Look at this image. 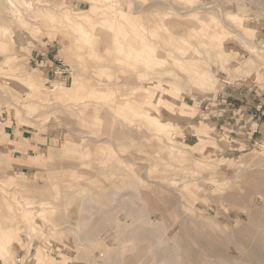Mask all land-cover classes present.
<instances>
[{"label":"rangeland","instance_id":"374dc122","mask_svg":"<svg viewBox=\"0 0 264 264\" xmlns=\"http://www.w3.org/2000/svg\"><path fill=\"white\" fill-rule=\"evenodd\" d=\"M26 1L0 0V263L254 264L264 139L214 123L264 81V0Z\"/></svg>","mask_w":264,"mask_h":264},{"label":"bare ground","instance_id":"6f19581e","mask_svg":"<svg viewBox=\"0 0 264 264\" xmlns=\"http://www.w3.org/2000/svg\"><path fill=\"white\" fill-rule=\"evenodd\" d=\"M2 1V0H1ZM29 1V0H28ZM1 3V2H0ZM4 3H6V2H4ZM9 3V4H8ZM8 5H10V6H8V7H12V8H16V11L19 13V11H21V9H19L18 7H17V4L19 5L20 4V6L21 5H24L26 8H27V10H31L30 9V5H31V3L29 4V2H27L26 0H8ZM255 3V2H254ZM3 6V5H2ZM259 6V5H258ZM4 7H6V6H4ZM2 8V7H1ZM9 9V8H8ZM3 10H5V8L3 9ZM29 12V11H28ZM257 12H263L264 13V7H263V10L261 9L260 11L258 10ZM10 13V12H9ZM25 13H26V11H25ZM262 13V14H263ZM23 14V13H22ZM27 15H28V13H27ZM28 19H30V18H28ZM238 32V31H237ZM249 38H247V40H248ZM249 40H251V39H249ZM248 40V41H249ZM133 42H135L134 44H133ZM139 42L142 44V45H144V42H143V39L142 38H140V39H135V40H131V41H129V46H131V49H137V45L139 44ZM253 43V42H252ZM120 49H121V47H119ZM150 49H149V51H151L152 49H151V45H150V47H149ZM263 48H264V46H263ZM125 52H127V51H125ZM91 100V99H90ZM120 101V100H119ZM118 101V102H119ZM123 101V100H122ZM81 108V107H80ZM68 109V108H67ZM94 109V108H93ZM96 109H98V108H96ZM95 109V110H96ZM94 110V111H95ZM96 113L98 114V112H97V110H96ZM95 113V114H96ZM102 114V113H101ZM110 116V115H109ZM97 117V116H96ZM111 117V116H110ZM52 119V118H51ZM97 119H98V117H97ZM101 118H99V120H100ZM111 119H112V117H111ZM84 120V119H83ZM93 120V123H94V119H92ZM102 120V119H101ZM100 120V121H101ZM85 121V120H84ZM83 121V122H84ZM100 121H99V123H100ZM85 122H88V121H85ZM84 122V123H85ZM97 122H98V120H97ZM88 123H90V122H88ZM101 123H102V121H101ZM100 123V124H101ZM86 124V123H85ZM92 124V123H91ZM96 126L98 125V124H96V123H94ZM83 125V124H82ZM95 125H93V126H95ZM101 125H103V123L101 124ZM118 125V124H117ZM115 126V125H114ZM119 126V125H118ZM78 127H80V126H78ZM110 127V126H109ZM66 128V127H65ZM80 128H82V127H80ZM87 129H88V131H89V128H88V126L86 127ZM92 129H91V131H90V133L92 132V131H94L93 130V127H91ZM97 129H98V126L96 127ZM102 128V127H101ZM86 129V130H87ZM100 129V128H99ZM121 130V129H120ZM98 132H100V130L98 131ZM95 134V133H94ZM97 134L99 135V133H96V136H97ZM101 135H102V133H100ZM113 134H115L114 132H113ZM104 135V134H103ZM107 135H110V134H107ZM122 135V134H121ZM84 136H85V134H84ZM87 136H89L90 137V135H88V133H87ZM91 136H93V134L91 135ZM95 136V135H94ZM95 136V137H96ZM77 137V136H76ZM100 138V137H99ZM104 138H106V136L104 137ZM108 138V137H107ZM113 138V137H112ZM110 139V138H109ZM96 140V139H95ZM101 140V139H100ZM99 140V141H100ZM103 141H104V139H102ZM115 140V139H114ZM114 140H113V142H114ZM77 141V140H76ZM94 141V140H93ZM116 141V140H115ZM121 141V140H120ZM120 141H116V143L117 142H119L120 143ZM78 142V141H77ZM80 142V141H79ZM98 142V141H97ZM105 142H106V139H105ZM109 142H111V140L109 141ZM76 143V142H75ZM83 143H84V141H83ZM94 143V142H93ZM100 142H98V144H99ZM102 143V142H101ZM116 143H113V145L115 144L116 145ZM118 143V144H119ZM89 144V143H88ZM92 144V143H91ZM97 144V145H98ZM103 144V143H102ZM106 144H108L107 142H106ZM122 144V143H121ZM87 145V144H86ZM90 145V144H89ZM104 145V144H103ZM124 144H122V146H123ZM99 147H100V145H98ZM97 146V147H98ZM105 146V145H104ZM104 146H102L103 148H101V149H104ZM121 147V146H120ZM107 148V147H106ZM87 150H89L88 149V147H87ZM94 150V149H93ZM86 151V150H85ZM120 151V150H119ZM101 152V151H100ZM88 155H86L85 154V156H89V157H92L89 153H88V151L86 152ZM95 153H98V150L95 152ZM99 154V153H98ZM140 155V154H139ZM142 155V154H141ZM145 156V155H144ZM99 157V156H98ZM107 158V161H108V157H106ZM87 162V161H86ZM139 163V162H138ZM79 164H81V163H79ZM83 165V164H82ZM87 165V164H86ZM85 166V165H84ZM68 167V166H67ZM80 167V166H79ZM87 167V166H86ZM69 168V167H68ZM73 168H74V166H73ZM72 169V168H71ZM70 169V170H71ZM75 169V168H74ZM1 170V169H0ZM3 170V169H2ZM68 170V169H67ZM77 170H79V168L77 169ZM77 170H74V171H77ZM71 171H73V169L71 170ZM135 171V170H134ZM83 172V171H82ZM87 172V171H86ZM80 173V172H79ZM99 173V172H98ZM82 174V173H81ZM87 174V173H86ZM89 174L90 175H92V173H90L89 172ZM101 174V173H100ZM117 174V173H116ZM98 175V174H97ZM102 176V175H101ZM94 177V176H93ZM104 178V177H103ZM119 178V177H118ZM96 179H97V181H98V178H97V176H96ZM105 179V178H104ZM73 180V179H72ZM106 180H108V179H106ZM116 180H117V178H116ZM99 182V181H98ZM108 182H109V180H108ZM102 183V182H101ZM1 184V183H0ZM95 184V183H94ZM103 184H105V182L103 183ZM228 185V184H227ZM29 187V186H28ZM87 187V186H86ZM94 188H96L95 186H93ZM90 188V187H89ZM85 189V188H84ZM97 189V188H96ZM71 190V189H70ZM73 193V192H72ZM174 193H176V192H174ZM110 195V194H109ZM179 194H177V196H178ZM175 196H176V194H175ZM71 197V196H70ZM104 197H105V195H104ZM110 197H112V195L110 196ZM131 196H127L126 198L125 197H122L121 199L122 200H120L119 201V206L121 207V205L122 206H124V207H126V206H128V205H132V206H130V213H132V212H135V211H137L140 207H137L136 209L137 210H135V209H133V203L135 202V201H133L132 199L133 198H130ZM179 197V196H178ZM71 198H73V197H71ZM90 198V197H89ZM88 197H83L82 198V205L84 206V205H86L87 203H91V202H89V200L91 199H89ZM92 198H93V196H92ZM106 198V197H105ZM105 198H104V200H105ZM114 198V197H113ZM115 198H118V197H115ZM124 198V199H123ZM177 198V197H176ZM71 200V199H70ZM115 200V199H114ZM180 200V199H179ZM94 201V200H93ZM92 201V202H93ZM101 201V200H100ZM108 202V201H107ZM111 202V201H110ZM118 202V201H117ZM142 202V201H141ZM183 204H185V203H183ZM182 204V205H183ZM187 205V204H186ZM0 206H1V204H0ZM90 206V205H89ZM118 206V205H117ZM188 206V205H187ZM253 206V205H252ZM87 207V206H86ZM119 207V208H120ZM184 207H186V206H184ZM192 207V206H191ZM257 207V206H256ZM90 208V207H89ZM93 208V207H92ZM143 209H144V207H142ZM202 208V207H201ZM182 209H183V212H184V208L182 207ZM186 209V208H185ZM252 209H254V208H252ZM97 211V210H96ZM116 211V210H115ZM188 211V210H187ZM83 212V211H82ZM98 212V211H97ZM114 212V211H113ZM119 212V211H118ZM138 212H139V210H138ZM120 213V212H119ZM137 213V212H136ZM143 213V212H142ZM1 214V213H0ZM4 214V213H3ZM121 214V213H120ZM187 214V213H186ZM2 215V214H1ZM140 215V214H139ZM177 215V214H176ZM253 215V214H252ZM11 216V215H10ZM105 216V215H104ZM254 216V215H253ZM114 217V216H113ZM129 217V216H128ZM252 217V216H251ZM250 217V218H251ZM3 218V217H2ZM1 218V219H2ZM126 218V217H125ZM205 218V217H204ZM253 218H255V217H253ZM264 218V217H263ZM103 219V218H102ZM146 219V218H145ZM187 219V218H186ZM89 220V219H88ZM99 220H101V219H99ZM127 220V219H126ZM229 220V219H228ZM257 220H258V218H257ZM263 220L264 219H262V223H263ZM236 221V220H235ZM260 221H261V219H260ZM3 222V221H2ZM111 222H113V221H111ZM1 223V222H0ZM62 223H63V221H62ZM99 223V222H98ZM97 223V224H98ZM96 224V223H95ZM182 224V223H181ZM101 225V224H100ZM254 225V224H253ZM69 226V225H68ZM184 226V225H183ZM70 227V226H69ZM179 227V226H178ZM181 227V226H180ZM92 228V227H91ZM96 228V227H95ZM98 228V227H97ZM245 228V227H244ZM243 228V229H244ZM246 228H248V227H246ZM64 229V228H63ZM106 229V228H105ZM181 229V228H180ZM260 229V228H259ZM91 230V229H90ZM89 230V231H90ZM92 230H93V228H92ZM107 230H109V229H107ZM106 230V231H107ZM245 230V229H244ZM248 230V229H247ZM249 231H251V230H248V232ZM93 232V231H92ZM133 232V231H132ZM132 232H131V235H132ZM252 232V231H251ZM79 233V232H78ZM112 233H114V232H112ZM134 233H135V235L136 234H138L139 233V236L141 237V236H144L145 235V237H149V238H152L153 236H154V234H153V232H143V231H137V230H134ZM185 233V232H184ZM89 234V233H88ZM243 234V233H242ZM253 234V233H252ZM252 234H248V235H252ZM79 235H81V234H79ZM78 235V236H79ZM92 235V234H91ZM181 235V234H180ZM105 236V235H104ZM121 236V235H120ZM94 237V236H93ZM125 237V236H124ZM157 237V236H156ZM245 237H248V236H245ZM254 237V236H253ZM251 238L250 236H249V239L251 238V239H253L254 240V238ZM82 238V237H81ZM122 238V237H121ZM126 238V237H125ZM203 238V237H202ZM148 239V238H147ZM230 239V238H229ZM0 240H2V241H5V240H7V236L6 235H4V233H3V230H1L0 231ZM130 240V239H129ZM162 240V239H161ZM160 240V241H161ZM192 240V239H191ZM226 240V239H225ZM227 240H228V238H227ZM195 241V240H194ZM249 241V240H248ZM251 241V240H250ZM142 242V241H141ZM90 243V242H89ZM158 243H159V241H158ZM157 245H159V244H157ZM164 245V244H163ZM200 245V244H199ZM208 245H209V243H208ZM7 247H8V245L6 244V245H4V242L2 243V244H0V254L1 255H3V253L5 252V251H7ZM187 247V246H186ZM207 247V246H206ZM188 248V247H187ZM158 249V248H157ZM209 249V248H208ZM225 249V248H224ZM188 250L189 249H187V252H188ZM166 250H164V251H162L160 254H159V256H160V260H161V262H165L166 261V263L168 262V264H175L174 263V261L173 260H171L170 259V254L169 255H167L168 253H166L165 252ZM211 251H212V249H211ZM95 252V251H94ZM190 252V251H189ZM188 252V253H189ZM199 252H201V251H199ZM214 252V251H213ZM225 252L226 251H224L223 252V250H222V252H220V254H219V258H217V260H215V261H212L211 260V258H206V257H203V256H201V254H203L202 252H201V254L199 253H195V252H192V253H190L192 256H195L196 258H199V260L201 261L200 263L201 264H233L232 262L233 261H227V260H224V258L222 257V255L223 254H225ZM216 253V252H215ZM245 255L250 259L249 261H253V263L255 264V262L254 261H257V262H259V263H264V236L262 235V237H260L258 240L257 239H255L254 241H251V242H248V244L246 245V249H245ZM214 254V253H213ZM212 254V255H213ZM227 254V253H226ZM225 254V255H226ZM240 254V253H239ZM206 255V254H205ZM228 255V254H227ZM118 256V255H117ZM215 256V255H214ZM217 256V255H216ZM215 256V257H216ZM213 257V256H212ZM189 258V257H188ZM209 259V260H208ZM216 259V258H215ZM211 260V261H210ZM105 261V260H104ZM113 261V260H112ZM187 261H189V259L187 260ZM192 261H193V259H192ZM183 261H181V263H182ZM180 263V264H181ZM189 263V262H188ZM194 263V262H193ZM183 264V263H182ZM192 264V263H191ZM252 264V263H251Z\"/></svg>","mask_w":264,"mask_h":264},{"label":"crops","instance_id":"0c3cea01","mask_svg":"<svg viewBox=\"0 0 264 264\" xmlns=\"http://www.w3.org/2000/svg\"><path fill=\"white\" fill-rule=\"evenodd\" d=\"M248 82L249 83L247 86L242 85L239 81L236 82V93L232 98L233 105L230 109L231 112H229V114L232 113V115L227 116V118L233 121L228 122L227 118L222 121L218 118L214 123L216 128L221 129L227 127V125L229 124L234 127L233 130H235L236 127H238V129H250L251 132H249V135H245L244 137L240 136L239 138H237L242 142H244V139L246 138L245 143H243L244 145H248L252 142H256L257 140L259 141L264 139V116L261 115L258 111L259 106L263 101L262 95L264 94V81L258 80L257 74H255L252 80ZM238 84L241 85L239 86ZM18 257L20 256H16L15 260H10V264H18ZM29 259V255L26 256V254L24 253L22 261L27 262L29 261ZM0 264L4 263L2 262ZM62 264L68 263L64 262Z\"/></svg>","mask_w":264,"mask_h":264},{"label":"built area","instance_id":"2783aa9c","mask_svg":"<svg viewBox=\"0 0 264 264\" xmlns=\"http://www.w3.org/2000/svg\"><path fill=\"white\" fill-rule=\"evenodd\" d=\"M262 97H263V101H262V104L259 106V113L261 114V115H263L264 116V94L262 95ZM264 141V140H263ZM17 263L18 264H29V261H27V262H23L22 261V258H18L17 259Z\"/></svg>","mask_w":264,"mask_h":264}]
</instances>
